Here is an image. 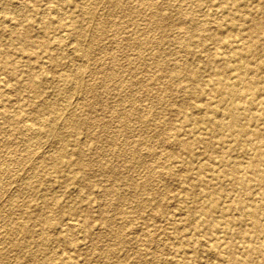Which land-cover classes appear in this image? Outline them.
I'll list each match as a JSON object with an SVG mask.
<instances>
[{
  "label": "bare ground",
  "instance_id": "6f19581e",
  "mask_svg": "<svg viewBox=\"0 0 264 264\" xmlns=\"http://www.w3.org/2000/svg\"><path fill=\"white\" fill-rule=\"evenodd\" d=\"M141 2L154 66L99 122L122 3L0 0V264H264V0Z\"/></svg>",
  "mask_w": 264,
  "mask_h": 264
},
{
  "label": "rangeland",
  "instance_id": "374dc122",
  "mask_svg": "<svg viewBox=\"0 0 264 264\" xmlns=\"http://www.w3.org/2000/svg\"><path fill=\"white\" fill-rule=\"evenodd\" d=\"M119 1V3H122V4H120L118 7V9H117V7H115V8H113V16H110L109 18H111L112 20H113V23H112V20L110 19V21H109V24L107 25L108 26V29L109 30H113V38H115V39H119L120 40V46H119V44H117L118 43V41L115 43V44H113V48H111V49H113V50H109V54L108 55H106V52H104V54L106 55V56H108V57H110L111 55H113L114 57H113V64H108V65H102L103 66V68L104 69H102L101 68V63H102V60H100L101 59V56H103V52H98V53H95V54H93L92 56H91V58H90V60H91V65H90V67H94L96 70H94L95 71V76L93 77V79L94 80H98V81H101L102 82V86H104V87H102L101 88V90L99 91V95H100V97H101V99H103V101L102 102H107L108 104H109V107L108 108H106L105 110H102L100 113L101 114H99L98 116H99V118H98V120H99V122H103V121H107L109 118H110V116H111V114H112V112H111V110H112V107L114 108V106H116V105H118V104H120V103H122L123 102V106L124 105H126L129 101H130V99H131V97L133 98L134 97V94L135 93H131L132 91H133V89H134V86H133V88H132V81H131V79H133V77L135 76V75H138L139 77H142V76H144V74L152 67V66H154L151 62H149L147 65H142L141 64V58L139 57V55H138V52L140 53V50H141V52H144V57L147 59V58H149L151 55H152V50L149 48V47H147V46H144V47H141L142 49H140V48H138L137 47V45H135V44H132V45H130L129 47H127V45L128 44H131L132 43V40H134L136 37H139L140 36V34H139V32L141 33V35H142V30L144 29V26L146 27V25H145V23H144V21H142L143 20V15H144V13L146 12V9L144 8V5L142 6V4H141V6H140V3H142L141 2V0H122L121 2H120V0H118ZM138 1H140V2H138ZM136 6H138V8L136 7ZM141 7V8H140ZM141 9H145V11L144 10H141ZM136 12H134V11ZM1 14H4V12L3 13H1ZM140 14H142V15H140ZM140 15V16H139ZM141 16H142V18H141ZM140 17V18H139ZM139 19V20H138ZM141 19V20H140ZM138 23V24H137ZM111 24V25H110ZM141 24H143V25H141ZM135 25V26H134ZM141 25V26H140ZM136 26H140V27H137L138 29H136ZM113 29H112V28ZM143 27V28H142ZM182 27H186V26H182ZM136 29V30H135ZM142 29V30H141ZM137 31H139V32H137ZM138 34V35H137ZM118 37V38H117ZM133 38V39H132ZM103 39V37L100 39V37H99V39L98 40H102ZM125 39H126V41H125ZM129 39V40H128ZM114 40V39H113ZM124 42V43H123ZM117 44V45H116ZM119 46V47H118ZM121 47V48H120ZM134 47H136V48H134ZM147 47V48H146ZM116 48H120V50L119 49H116ZM144 48V49H143ZM137 49V50H136ZM148 49H150V50H148ZM119 50V51H118ZM142 50H147L146 52H148V53H146L145 51H142ZM111 51V52H110ZM137 51V52H136ZM149 51L151 52L150 54H149ZM101 53H102V55H101ZM111 53H113V54H111ZM97 54V55H96ZM100 54V55H99ZM143 55H142V57H143ZM115 56L117 57V59L115 58ZM138 58H140V59H138ZM93 59H94V61H93ZM138 60H140V61H138ZM94 62V63H93ZM100 62V63H99ZM129 62V63H128ZM139 62V63H138ZM99 63V64H98ZM97 64V65H96ZM121 65V66H118V65ZM126 64V65H125ZM137 64V65H136ZM141 64V65H140ZM100 65V66H99ZM110 65V66H109ZM112 65V66H111ZM126 66V67H124V66ZM129 65V66H128ZM140 65V66H139ZM96 66V67H95ZM108 66V68H106ZM128 66V67H127ZM114 67H117V68H114ZM130 67H132V69L130 68ZM147 67V68H146ZM100 68V69H99ZM109 68H111V69H109ZM120 68V69H119ZM124 68V69H123ZM127 68H130V69H127ZM145 68H146V70H145ZM102 69V70H101ZM101 70V71H100ZM111 71V75L109 74L110 72L109 71ZM117 70V71H116ZM119 70H121V71H119ZM99 73H98V72ZM105 72V71H107V72H109V73H107V72H105V73H102L101 75H100V72ZM115 71V72H114ZM121 72V74L119 73V72ZM130 71V72H129ZM118 72V74L116 75V73ZM132 72V73H131ZM135 72V73H134ZM113 73H115V75L113 74ZM109 74V75H108ZM100 75V76H99ZM106 75V77H104ZM119 75V76H118ZM132 75H134V76H132ZM110 76H112V77H110ZM114 76H118V77H114ZM120 76H122L121 78H120ZM131 76H132V78H131ZM110 77V78H109ZM108 78V79H107ZM107 79V80H106ZM111 79V80H110ZM120 79V80H119ZM93 81V80H92ZM109 81H110V83H109ZM108 83V84H107ZM105 84H106V86H105ZM108 85V86H107ZM123 85H126V86H128V87H126V86H123ZM129 85H130V87H129ZM136 88V87H135ZM138 88V87H137ZM136 88V89H137ZM130 89V90H129ZM125 91L126 90V95L127 96H125L124 98L123 97H121L120 98V96H119V93H120V91ZM131 91V92H130ZM104 92V93H103ZM104 94V95H101V94ZM110 93V94H109ZM130 97V98H129ZM106 98H107V101H106ZM110 99V100H109ZM120 99H123L122 101L120 100ZM109 100V101H108ZM120 100V101H119ZM125 101V102H124ZM126 101H127V103H126ZM116 102V103H115ZM126 103V104H125ZM145 103H148L147 101L146 102H144V104ZM112 104V105H111ZM111 105V106H110ZM122 105V104H121ZM99 106V105H98ZM111 107V108H110ZM106 112L108 113V115L106 114ZM110 113V114H109ZM105 114H106V116H105ZM102 118V119H101ZM113 125H117L115 122H113ZM135 128H134V130H133V132H131V133H129L128 135H125L123 138H121V140L119 141V146H121V144L123 145L125 142V139L128 137V139H130V140H133V138L135 139L143 130H142V128L139 126V123L138 122H136L135 124ZM115 127L116 126H114L113 127V130L115 129ZM141 128V129H140ZM146 130V131H145ZM152 130V131H151ZM98 134H100V135H98V136H100L99 138H95V139H93V141H94V143H95V145H96V147H97V150H98V152L99 153H101L102 155H106V154H108L109 153V155L108 156H110V152L111 151H109V149H108V146H107V139H108V136L106 135V132L104 131H102L101 129L100 130H98ZM144 132H145V134L146 135H148V136H151L153 133H154V130H153V128H150V129H148V128H145L144 129ZM149 132V133H148ZM134 133V134H133ZM150 134V135H149ZM103 135V136H102ZM135 136V137H133V136ZM97 136V137H98ZM102 136V137H101ZM105 137V138H104ZM131 137V138H130ZM98 140V141H97ZM121 141L123 142V143H121ZM16 142H18L17 144L15 143V145L13 146V147H11V148H9V150H13L14 149V147H22L23 146V144H24V140L22 141V139H19V140H17ZM98 142H100V143H98ZM102 143V144H101ZM156 147V150H162V148H161V145L160 144H157V145H155ZM101 147V148H100ZM100 148V149H99ZM107 156V157H108ZM115 159V160H114ZM119 161H117V160ZM117 161V162H116ZM121 161H123V159L122 158H117V157H114L113 156V162H114V164H121ZM4 165H8V166H13V163L11 162V161H9V162H7V163H3ZM141 171H139V169L138 170H136L134 173H133V175H135V177L136 178H140V176L141 175H143V173L141 172ZM99 178H97V180H98ZM4 180H6V178L4 179ZM16 179H14V178H10V179H7L6 181H11V183L13 182V181H15ZM93 180H95L94 178H93ZM16 185V183L14 182V183H12V186H15ZM160 189L161 190H164V188H162V187H160ZM6 196V197H5ZM4 196V198L5 199H8V196L7 195H5ZM98 200H103V198L102 199H98ZM104 201V200H103ZM165 204L167 205V207L169 208V209H173L175 206H176V203H175V201L174 200H168V201H166L165 202ZM140 225V224H139ZM141 226V225H140ZM142 226H145V225H142ZM141 233L142 232H140V231H138V233H135V234H133V236H134V238H135V240L134 241H132L133 242V248H135V249H138V247L139 246H141L142 247V244H144L146 241V239H145V237L144 236H141ZM167 238H171V240L174 242L175 241V234L171 231V230H169V232L167 233ZM172 241H170V240H168L167 239V243L169 244V243H171ZM105 241H102L101 243L103 244ZM148 245H149V242L147 243ZM167 244V245H168ZM153 248H154V245H151V247L150 246H148V249H149V252H152L153 251ZM168 248V247H167ZM130 252L132 253V252H135V251H133L132 249L130 250ZM164 257L165 258H171L172 256H171V254H170V251L169 250H165L164 251ZM123 254H126V251H122V255ZM134 256L135 255H133V254H131L130 255V257H131V260H134Z\"/></svg>",
  "mask_w": 264,
  "mask_h": 264
}]
</instances>
